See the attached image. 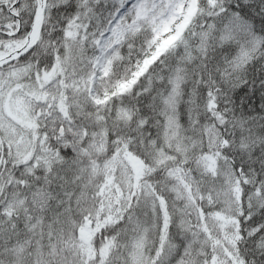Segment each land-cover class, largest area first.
Listing matches in <instances>:
<instances>
[{"label":"snow or ice","instance_id":"1","mask_svg":"<svg viewBox=\"0 0 264 264\" xmlns=\"http://www.w3.org/2000/svg\"><path fill=\"white\" fill-rule=\"evenodd\" d=\"M0 264H264V0H0Z\"/></svg>","mask_w":264,"mask_h":264}]
</instances>
